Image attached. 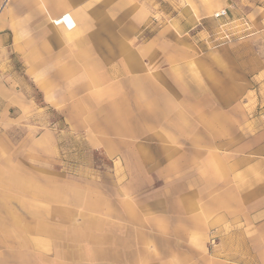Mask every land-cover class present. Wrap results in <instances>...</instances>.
I'll return each mask as SVG.
<instances>
[{
	"label": "crops",
	"instance_id": "obj_1",
	"mask_svg": "<svg viewBox=\"0 0 264 264\" xmlns=\"http://www.w3.org/2000/svg\"><path fill=\"white\" fill-rule=\"evenodd\" d=\"M169 1L0 0V264H264V27ZM26 85L110 167L58 171Z\"/></svg>",
	"mask_w": 264,
	"mask_h": 264
},
{
	"label": "rangeland",
	"instance_id": "obj_2",
	"mask_svg": "<svg viewBox=\"0 0 264 264\" xmlns=\"http://www.w3.org/2000/svg\"><path fill=\"white\" fill-rule=\"evenodd\" d=\"M209 1L200 0L201 5H206ZM224 1L227 3L226 9L222 10L227 11V17L232 22V27L229 28L225 25L229 24L228 20L224 22L215 20V23L211 26L204 25L207 28V36L211 42L217 43L225 35L227 37L228 35H232V37H239V39L243 37V39L253 41L254 49L260 52V28L264 27V0ZM160 2L162 6H171L169 0H160ZM219 11L217 10V12ZM228 30H230L231 35L228 33ZM14 68L17 69L15 63ZM26 90L28 91L26 97L31 102L33 110L25 115L23 120V125L26 126L24 127V134H30L33 130L38 131L37 129L52 128L57 131L59 153L56 166L58 171L61 170L71 178H79L83 173L88 171L87 169L90 171L110 167L108 160L104 159L99 152L91 151L85 142L82 141V138L72 134L64 125L63 118L60 115L43 104L40 94L29 88L28 85H26ZM9 115L14 116L12 113ZM31 122H35L37 128L29 127ZM9 133L14 140H17L22 135V131H18L16 127L10 128Z\"/></svg>",
	"mask_w": 264,
	"mask_h": 264
},
{
	"label": "built area",
	"instance_id": "obj_3",
	"mask_svg": "<svg viewBox=\"0 0 264 264\" xmlns=\"http://www.w3.org/2000/svg\"><path fill=\"white\" fill-rule=\"evenodd\" d=\"M227 17V11L226 10H220L219 12L213 14L212 18L214 20H221L225 19ZM52 24L54 26H62L66 30L70 31L74 28V23L69 17V15L65 14L63 16H60L59 18L52 21ZM262 112L264 113V107L262 108ZM210 244H214V240L212 239L210 241Z\"/></svg>",
	"mask_w": 264,
	"mask_h": 264
},
{
	"label": "bare ground",
	"instance_id": "obj_4",
	"mask_svg": "<svg viewBox=\"0 0 264 264\" xmlns=\"http://www.w3.org/2000/svg\"><path fill=\"white\" fill-rule=\"evenodd\" d=\"M5 4V3H4Z\"/></svg>",
	"mask_w": 264,
	"mask_h": 264
}]
</instances>
